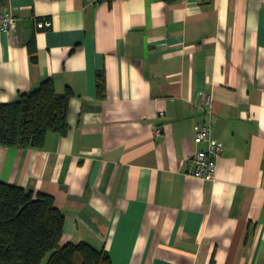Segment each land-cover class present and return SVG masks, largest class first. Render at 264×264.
Segmentation results:
<instances>
[{"label": "crops", "instance_id": "crops-1", "mask_svg": "<svg viewBox=\"0 0 264 264\" xmlns=\"http://www.w3.org/2000/svg\"><path fill=\"white\" fill-rule=\"evenodd\" d=\"M2 6L17 26L0 33V104L48 79L73 93L66 136L0 147V182L54 198L62 245L113 264H264V0ZM205 95L215 181L187 175L206 148L194 142Z\"/></svg>", "mask_w": 264, "mask_h": 264}, {"label": "trees", "instance_id": "trees-1", "mask_svg": "<svg viewBox=\"0 0 264 264\" xmlns=\"http://www.w3.org/2000/svg\"><path fill=\"white\" fill-rule=\"evenodd\" d=\"M97 80L101 92L104 74ZM72 97L69 89L58 94L48 79L17 100L0 104V147L40 150L49 133L66 136ZM64 226L53 197L0 182V264H113L105 249L62 245Z\"/></svg>", "mask_w": 264, "mask_h": 264}, {"label": "built area", "instance_id": "built-area-1", "mask_svg": "<svg viewBox=\"0 0 264 264\" xmlns=\"http://www.w3.org/2000/svg\"><path fill=\"white\" fill-rule=\"evenodd\" d=\"M16 26L17 19L15 16L9 9L0 4V33H13ZM50 26V21H42L37 24V28L39 29H49ZM200 109L208 117L206 121L196 125L194 142L197 145L204 144L206 148L194 152L188 163L187 175L204 181H215L217 163L222 153V147L212 135V100L209 95L203 97Z\"/></svg>", "mask_w": 264, "mask_h": 264}]
</instances>
